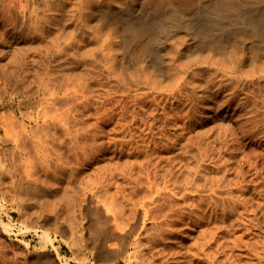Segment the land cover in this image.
Segmentation results:
<instances>
[{
	"label": "rangeland",
	"instance_id": "rangeland-1",
	"mask_svg": "<svg viewBox=\"0 0 264 264\" xmlns=\"http://www.w3.org/2000/svg\"><path fill=\"white\" fill-rule=\"evenodd\" d=\"M42 254L264 264V0H0V264Z\"/></svg>",
	"mask_w": 264,
	"mask_h": 264
},
{
	"label": "bare ground",
	"instance_id": "bare-ground-1",
	"mask_svg": "<svg viewBox=\"0 0 264 264\" xmlns=\"http://www.w3.org/2000/svg\"><path fill=\"white\" fill-rule=\"evenodd\" d=\"M228 3V2H227ZM224 4H225V2H224ZM223 4V5H224ZM237 4H238V2H237ZM223 5H220L221 7L223 6ZM227 5V4H226ZM229 5H230V3H229ZM213 6V5H212ZM219 6V7H220ZM247 5L246 4H244L243 6H241L242 7V9H246L247 7H246ZM208 8V6H205V8ZM218 7V6H217ZM228 7H231L232 8V6H228ZM239 7V6H238ZM238 7H235L236 8V10H237V8ZM206 8V9H207ZM214 8H215V6H214ZM224 8V7H223ZM222 8V9H223ZM230 8V9H231ZM203 9H204V7H203ZM224 9H226L227 10V8H224ZM209 10V9H208ZM212 10H215V11H218V10H220V9H213V7H212ZM211 10V12H214V11H212ZM163 11V13H164V10H162ZM205 11V10H204ZM231 12H232V9L230 10ZM237 11H242L243 12V14H244V11L243 10H237ZM206 12V11H205ZM209 12H210V10H209ZM208 12V13H209ZM223 12V11H222ZM221 12V13H222ZM242 12H240V14L242 13ZM173 14V13H172ZM169 15V16H167V17H169L168 18V20H167V23L166 24H160L161 22H163L162 21V19L160 18V17H158V19L156 20L157 22V24H160V27L162 28V30H166V29H168V28H171L172 26H175L176 25V23H177V17H175L174 15ZM211 14V13H210ZM215 14H217V15H219V13H217V12H215ZM233 14H234V12H233ZM239 14V15H240ZM167 15V14H166ZM214 15V14H213ZM239 15H237V16H239ZM158 16V15H157ZM161 16V15H160ZM163 16H165V15H163ZM166 18V17H165ZM167 19V18H166ZM125 30H126V28H125ZM129 30H130V28H129ZM129 30L127 31V32H129ZM161 30V29H160ZM131 32H133L134 31V29H132V30H130ZM130 33V32H129ZM128 34V33H127ZM1 225H2V228L4 229V230H6L5 228H7V226H8V224L7 223H5V222H1ZM8 230V229H7ZM42 235H43V237H47L48 235H47V233L45 232V231H42ZM36 257H38V260L40 261V263L41 264H51V261H50V259H49V256H46V255H39V256H36ZM59 258V257H58ZM64 262V261H63ZM39 263V264H40ZM65 263H66V261H65ZM94 264H101V263H99V262H95ZM112 264V263H111Z\"/></svg>",
	"mask_w": 264,
	"mask_h": 264
}]
</instances>
